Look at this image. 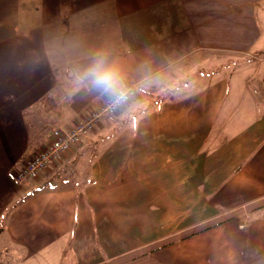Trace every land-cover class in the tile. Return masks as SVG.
I'll list each match as a JSON object with an SVG mask.
<instances>
[{"label": "crops", "instance_id": "1", "mask_svg": "<svg viewBox=\"0 0 264 264\" xmlns=\"http://www.w3.org/2000/svg\"><path fill=\"white\" fill-rule=\"evenodd\" d=\"M263 49L264 0H0V264H264ZM98 52L133 99L18 181Z\"/></svg>", "mask_w": 264, "mask_h": 264}, {"label": "built area", "instance_id": "2", "mask_svg": "<svg viewBox=\"0 0 264 264\" xmlns=\"http://www.w3.org/2000/svg\"><path fill=\"white\" fill-rule=\"evenodd\" d=\"M128 84L137 92V82L128 81ZM122 107V106H121ZM121 107L113 108L108 99L101 106L92 111L90 115L68 128L53 127L50 141L42 148L25 158L15 172L18 181L34 179L47 169L52 160L61 152L69 150L78 144L82 138L92 129L102 116L116 113Z\"/></svg>", "mask_w": 264, "mask_h": 264}, {"label": "clouds", "instance_id": "3", "mask_svg": "<svg viewBox=\"0 0 264 264\" xmlns=\"http://www.w3.org/2000/svg\"><path fill=\"white\" fill-rule=\"evenodd\" d=\"M75 81L106 97L114 109L128 104L135 95L122 68L104 52L96 53L87 65L76 69ZM146 82V79L141 80L140 85Z\"/></svg>", "mask_w": 264, "mask_h": 264}, {"label": "rangeland", "instance_id": "4", "mask_svg": "<svg viewBox=\"0 0 264 264\" xmlns=\"http://www.w3.org/2000/svg\"><path fill=\"white\" fill-rule=\"evenodd\" d=\"M100 119H101V118H100ZM99 121H100V120H99ZM99 121H98V122H99ZM98 122H97V123H98ZM97 123H96V124H97ZM96 124H95V125H96ZM95 125H93V127H94ZM50 131H51V130H50Z\"/></svg>", "mask_w": 264, "mask_h": 264}, {"label": "trees", "instance_id": "5", "mask_svg": "<svg viewBox=\"0 0 264 264\" xmlns=\"http://www.w3.org/2000/svg\"><path fill=\"white\" fill-rule=\"evenodd\" d=\"M263 51H264V49H263Z\"/></svg>", "mask_w": 264, "mask_h": 264}]
</instances>
